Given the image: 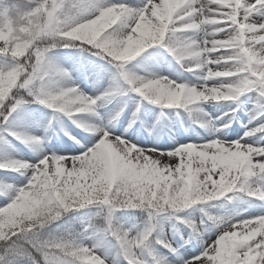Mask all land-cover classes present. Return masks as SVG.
Listing matches in <instances>:
<instances>
[{"label":"snow or ice","instance_id":"6c2138e0","mask_svg":"<svg viewBox=\"0 0 264 264\" xmlns=\"http://www.w3.org/2000/svg\"><path fill=\"white\" fill-rule=\"evenodd\" d=\"M109 12L116 22L99 32ZM93 21L99 34L83 27ZM148 29L153 36L145 34ZM200 32L209 38L194 39ZM0 34L5 37L0 40V57L12 61L0 68L4 122L22 106L37 103L81 127L82 115H96L98 104L129 91L161 109L190 112L201 102L237 103L255 93L264 115V0H140L138 7L102 0H19L0 10ZM44 39L79 46L106 59L117 72L115 88L88 96L77 86L61 84L70 81V74L48 62V53L57 46L40 47ZM20 45H26L24 54L14 55L13 49ZM130 45H140L134 56L124 55ZM154 47L164 49L185 71L201 73L203 82L188 85L127 70L130 62ZM22 90L30 100L19 95ZM213 90L229 98H215ZM204 126L212 127V122ZM92 131L98 133L96 143L79 155H44L35 164L17 159L0 162V171L18 173L27 181L20 187L0 181V194L8 199L0 207V264H108L106 257L97 255L96 245L85 246L72 236L39 239L46 225L89 206L106 210L102 232L115 240L119 257L112 264H174L155 246L174 257L175 264H264V215L235 222L207 215L220 232L191 259H184L179 247L162 234L150 239L164 213L185 224L193 237L200 236L194 223L176 216L181 211L172 202L177 199L185 201V209L237 197L264 205V146L241 143L264 133V123L246 130L241 140L210 139L168 152L137 148L106 127ZM8 135L26 146L42 143L39 137L15 131ZM116 210H146V226L134 235L114 220Z\"/></svg>","mask_w":264,"mask_h":264},{"label":"rangeland","instance_id":"374dc122","mask_svg":"<svg viewBox=\"0 0 264 264\" xmlns=\"http://www.w3.org/2000/svg\"><path fill=\"white\" fill-rule=\"evenodd\" d=\"M102 2L140 6V0H102ZM13 3H19V0H0V10L10 7ZM30 7L32 5L25 6V8ZM188 35L192 36V34ZM208 38L206 32L194 35L197 41ZM51 43V40H46L40 44V47L45 48ZM63 44L64 42L59 43L47 56L49 63L69 72L70 81H60L61 84L77 86L88 96H97L108 89L115 88L118 82L117 72L112 64L106 59L93 55L90 51L81 50L79 46L64 47ZM11 63L9 58L0 57V68H5ZM126 67L128 71L146 78L167 77L176 83L197 86L203 82L199 79L201 73L185 71L164 49L159 47L146 50ZM209 83L220 84L221 81ZM19 95L26 100L31 99L23 90ZM233 109H236L234 114ZM117 113H119L118 117L113 119ZM133 113L136 115L134 116ZM253 116L259 118L253 119ZM79 119L81 127L62 114L53 113L37 103L22 106L8 118L7 122L0 117V162L17 159L35 164L44 155H79L96 143L98 133L93 132L92 129L99 127H106L112 135L128 140L137 148L168 152L178 145L201 144L210 139L229 142L241 140L246 130L264 123V115L259 113L255 93L242 96L237 103L201 102L190 112L184 109H161L129 91L126 95H117L113 99L98 104L96 115L84 114ZM209 121L212 122V127L204 126ZM225 123L230 124V127L223 128ZM10 131L39 137L42 143L38 147L26 146L8 135ZM69 137H73L79 143H75ZM241 143L254 147L264 146V133L241 140ZM0 181L15 187L23 186L27 182L23 175L4 171H0ZM7 202V197L0 194V207ZM105 211L95 206L71 211L41 229L39 239L72 236L85 246L96 245L97 255L106 257L108 264H112L113 259L119 260V257L115 240L102 232ZM207 215L227 217L235 222L264 215V205L259 201H248L246 198L237 197L231 201L220 200L205 205H195L177 213V217L197 226V231L200 232L199 237H193L190 229L185 224L172 219L171 214L161 215L157 218V230L150 239H155L157 235L162 234L163 238L179 247V254L184 259H191L211 244L220 232L219 228L206 219ZM113 216L115 221H118L125 229H130L134 235L142 230L147 222L146 210H116ZM183 241L188 243L185 244ZM155 248L157 252L168 256L175 264V258L165 249L159 246ZM36 259L40 260L38 255ZM24 264L29 262L25 261Z\"/></svg>","mask_w":264,"mask_h":264},{"label":"clouds","instance_id":"9594fccd","mask_svg":"<svg viewBox=\"0 0 264 264\" xmlns=\"http://www.w3.org/2000/svg\"><path fill=\"white\" fill-rule=\"evenodd\" d=\"M104 20H105V24L101 25V27L99 29V32H103L104 29L107 27L108 23L115 24V22H116L115 18H114V14L112 12L106 13L105 16H104ZM38 23H39L38 20L34 21L33 22V28H36L38 26ZM96 24H97V21H93L90 24L83 25V27L92 30L94 34H99V32L96 31ZM145 34L148 35V36H153L154 35L152 33L151 29H148ZM26 35L28 37H31L32 33L28 32V33H26ZM2 39H5V37L2 34H0V40H2ZM46 40H49V39L42 40L41 44H43V42L46 41ZM59 43H60L59 41H55V42L52 41V43L49 44L47 47L52 46L53 44L58 46ZM139 46L140 45H135V46L130 45L128 48L125 49L124 55H126V56H134V55H136V51H137ZM25 47H26V45H20L17 48H14L13 49V54L14 55H23ZM47 47H45V48H47ZM262 62H264V61H262ZM213 96L215 98H229L227 96V94H222V93H219V92H217L215 90H213ZM176 99H178V97H176ZM170 102H172V101H170ZM172 205H173V207H174V209L176 211L185 210V201L184 200L177 199V200L172 202ZM76 206L80 207V205H76Z\"/></svg>","mask_w":264,"mask_h":264},{"label":"bare ground","instance_id":"6f19581e","mask_svg":"<svg viewBox=\"0 0 264 264\" xmlns=\"http://www.w3.org/2000/svg\"><path fill=\"white\" fill-rule=\"evenodd\" d=\"M156 77H158V76H156ZM154 144V143H153ZM141 149V148H140Z\"/></svg>","mask_w":264,"mask_h":264},{"label":"trees","instance_id":"16d2710c","mask_svg":"<svg viewBox=\"0 0 264 264\" xmlns=\"http://www.w3.org/2000/svg\"><path fill=\"white\" fill-rule=\"evenodd\" d=\"M61 43V42H60Z\"/></svg>","mask_w":264,"mask_h":264}]
</instances>
